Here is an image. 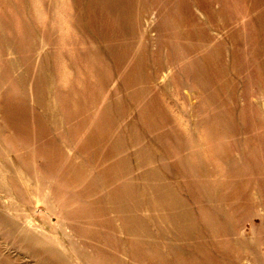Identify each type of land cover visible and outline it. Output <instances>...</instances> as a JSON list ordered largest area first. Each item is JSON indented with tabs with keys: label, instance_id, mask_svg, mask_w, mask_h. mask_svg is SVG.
Returning <instances> with one entry per match:
<instances>
[{
	"label": "rangeland",
	"instance_id": "374dc122",
	"mask_svg": "<svg viewBox=\"0 0 264 264\" xmlns=\"http://www.w3.org/2000/svg\"><path fill=\"white\" fill-rule=\"evenodd\" d=\"M0 264H264V0H0Z\"/></svg>",
	"mask_w": 264,
	"mask_h": 264
}]
</instances>
